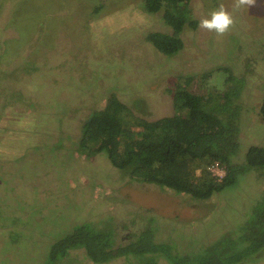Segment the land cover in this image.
<instances>
[{
    "label": "rangeland",
    "instance_id": "obj_1",
    "mask_svg": "<svg viewBox=\"0 0 264 264\" xmlns=\"http://www.w3.org/2000/svg\"><path fill=\"white\" fill-rule=\"evenodd\" d=\"M220 5L234 19L222 36L199 26ZM188 7L196 27L183 29L182 49L168 57L145 35L170 28L141 0H0V264H44L51 245L83 223L111 231L116 245L149 227L174 254L156 264H172L173 256L235 236L249 217L264 169L250 168L197 200L132 180L105 152L86 156L80 147L82 124L111 94L139 130V119L173 114L174 84L188 77L199 94L243 78L231 161L243 162L250 146L264 147V0L239 8L234 0H190ZM146 261L129 256L104 264ZM71 263L95 264L82 250L59 264ZM239 264H264V247Z\"/></svg>",
    "mask_w": 264,
    "mask_h": 264
},
{
    "label": "trees",
    "instance_id": "obj_2",
    "mask_svg": "<svg viewBox=\"0 0 264 264\" xmlns=\"http://www.w3.org/2000/svg\"><path fill=\"white\" fill-rule=\"evenodd\" d=\"M190 0H141L144 11L159 13L170 33L153 31L145 35L158 51L173 56L183 47L181 32L196 27L189 12ZM175 83L172 89L174 112L157 121L137 120L139 130H132L124 118L129 108L111 94L101 110H94L81 126L79 143L86 156L105 152L110 163L132 180L150 183L206 200L236 183L250 168L264 169V147L250 146L241 163L231 157L238 148L237 103L244 84L234 77V85L224 90L193 92L189 85ZM258 115L264 121V84ZM235 103V104H234ZM218 161L225 169L218 180L209 170ZM151 228L132 234L127 243L116 245L112 232L97 229L90 223L74 229L50 247L44 264H59L72 250H82L92 263L104 264L121 257L145 259L156 264V258L174 255L170 246L157 243ZM264 247V184L249 217L233 235L207 245L191 256H173L172 264H239ZM155 258H151L152 255ZM73 264V263H71ZM75 264V263H74Z\"/></svg>",
    "mask_w": 264,
    "mask_h": 264
},
{
    "label": "clouds",
    "instance_id": "obj_3",
    "mask_svg": "<svg viewBox=\"0 0 264 264\" xmlns=\"http://www.w3.org/2000/svg\"><path fill=\"white\" fill-rule=\"evenodd\" d=\"M255 0H234V6H249L254 4ZM234 24L232 15L225 9L223 5L212 10L206 17L201 18L199 26L208 31L215 32L218 36L224 35Z\"/></svg>",
    "mask_w": 264,
    "mask_h": 264
},
{
    "label": "built area",
    "instance_id": "obj_4",
    "mask_svg": "<svg viewBox=\"0 0 264 264\" xmlns=\"http://www.w3.org/2000/svg\"><path fill=\"white\" fill-rule=\"evenodd\" d=\"M208 170L218 180H220L225 174L224 167L220 165L218 161H215L210 166H208Z\"/></svg>",
    "mask_w": 264,
    "mask_h": 264
},
{
    "label": "crops",
    "instance_id": "obj_5",
    "mask_svg": "<svg viewBox=\"0 0 264 264\" xmlns=\"http://www.w3.org/2000/svg\"><path fill=\"white\" fill-rule=\"evenodd\" d=\"M6 148V147H5ZM3 154V153H2Z\"/></svg>",
    "mask_w": 264,
    "mask_h": 264
}]
</instances>
